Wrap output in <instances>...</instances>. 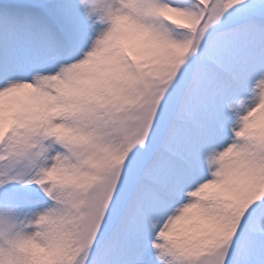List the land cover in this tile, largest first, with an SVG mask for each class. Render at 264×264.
I'll return each instance as SVG.
<instances>
[{
	"label": "snow or ice",
	"instance_id": "6c2138e0",
	"mask_svg": "<svg viewBox=\"0 0 264 264\" xmlns=\"http://www.w3.org/2000/svg\"><path fill=\"white\" fill-rule=\"evenodd\" d=\"M0 264H264V0H0Z\"/></svg>",
	"mask_w": 264,
	"mask_h": 264
}]
</instances>
